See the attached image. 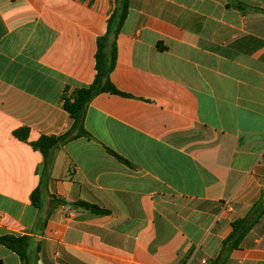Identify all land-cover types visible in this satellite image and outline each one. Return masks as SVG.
Here are the masks:
<instances>
[{"label":"crops","instance_id":"obj_1","mask_svg":"<svg viewBox=\"0 0 264 264\" xmlns=\"http://www.w3.org/2000/svg\"><path fill=\"white\" fill-rule=\"evenodd\" d=\"M115 8L0 0V238L29 237L36 264H264V212L223 255L264 209V0H130L110 75L124 95L92 100L89 137L42 178L36 145L72 128L63 97L94 82ZM0 264L22 261L0 243Z\"/></svg>","mask_w":264,"mask_h":264},{"label":"trees","instance_id":"obj_2","mask_svg":"<svg viewBox=\"0 0 264 264\" xmlns=\"http://www.w3.org/2000/svg\"><path fill=\"white\" fill-rule=\"evenodd\" d=\"M115 2L116 8L109 18L107 32L97 42V74L94 82L87 88L77 89L72 93L67 91L63 97L64 108L74 120L72 128L66 134L58 137H43L39 144L36 145V148L44 156V165L41 171L43 179H47L48 177V168L50 167L54 150L80 137H89V133L84 126V121L88 106L92 100L103 93L124 95L116 89L111 81L110 75L116 65L117 38L127 20L130 0H115ZM31 199L37 208L40 209L42 207L40 189H37L32 194ZM76 206L84 208L94 214H109L107 210L84 202H78ZM263 212L264 209H258V206L257 208L254 207L246 218L233 223V232L223 243V255L239 247ZM0 243L15 252L20 257L22 264H36L31 260V241L29 237L7 235L0 238Z\"/></svg>","mask_w":264,"mask_h":264},{"label":"built area","instance_id":"obj_3","mask_svg":"<svg viewBox=\"0 0 264 264\" xmlns=\"http://www.w3.org/2000/svg\"><path fill=\"white\" fill-rule=\"evenodd\" d=\"M199 264H209V261L206 260V259H204V260H202Z\"/></svg>","mask_w":264,"mask_h":264}]
</instances>
